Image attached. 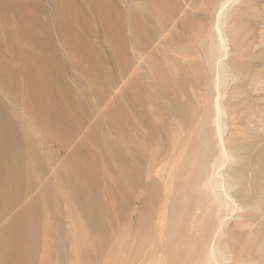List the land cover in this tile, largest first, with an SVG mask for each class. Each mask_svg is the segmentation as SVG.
Here are the masks:
<instances>
[{
  "label": "rangeland",
  "instance_id": "374dc122",
  "mask_svg": "<svg viewBox=\"0 0 264 264\" xmlns=\"http://www.w3.org/2000/svg\"><path fill=\"white\" fill-rule=\"evenodd\" d=\"M263 109L264 0H0L1 264H264Z\"/></svg>",
  "mask_w": 264,
  "mask_h": 264
},
{
  "label": "bare ground",
  "instance_id": "6f19581e",
  "mask_svg": "<svg viewBox=\"0 0 264 264\" xmlns=\"http://www.w3.org/2000/svg\"><path fill=\"white\" fill-rule=\"evenodd\" d=\"M223 14V13H222ZM251 15H253V17L254 18H258L259 17V14L258 13H255V12H251L250 13ZM219 19L221 18V16H219L218 17ZM218 19V20H219ZM220 23V22H219ZM219 26V29L218 30H220L221 28V24L220 25H218ZM223 30V29H222ZM219 32V31H218ZM222 32V31H221ZM223 41V40H222ZM221 43V46H225V44H223V42H220ZM226 50H227V47L225 48ZM223 51H225L224 49H222ZM225 53V52H224ZM221 56H222V54H221ZM213 59V58H212ZM225 59V58H224ZM220 63V62H219ZM219 73H220V75H221V77H222V80H223V82H224V85H227V86H229V81H230V77H229V75H228V68H227V66L226 65H224L223 63H220L219 64ZM258 76H254V81H252V82H255V83H257L258 81H260L261 80V77H259V76H261V74L260 73H258L257 74ZM238 79H243V77L242 76H238L237 77ZM251 82V75H247V82H245V80H244V84H243V87H247L248 89L247 90H254L253 89V83H250ZM223 85V86H224ZM254 91H258V90H254ZM239 93V92H238ZM235 94H237V91H236V93ZM261 96V95H260ZM255 102V103H254ZM258 103H256V101H254L253 100V98L252 99H246L244 102H243V106H244V109L245 108H249V110L248 111H250V110H252L256 105H257ZM221 110V109H220ZM263 112H264V109L262 110ZM262 119V122L264 121L263 119V117L261 118ZM221 129V133H223L224 132V130H223V125H222V128H220ZM246 130H248V131H256V128H254V127H252V128H248V129H246ZM223 135V134H222ZM224 139V138H223ZM237 146L238 145H234V146H232V147H230V151H237ZM231 156V155H230ZM232 157V156H231ZM227 159H228V153H227V151H223L222 153H220L219 155H218V157L215 159V161H214V164H213V173H215V172H218V174H219V177L217 178V177H215V176H212L209 180H207L206 181V183H205V188L203 187V190H205V193L207 194L206 196H207V199H208V201H209V203L211 204V205H214L215 203L216 204H220V205H225V204H227V199L225 198V197H223L222 195H221V191H220V189L219 188H221L222 190H224L225 192H228L229 191V187L227 186V180H231V181H233V183H234V185H235V187L237 186L238 188H241V187H243V186H245V184H246V172H245V166H246V164H242L241 166H239L237 169H235V170H237V171H235V170H233V169H227L226 171H224V172H221L220 170H218L217 168L219 167V166H223V165H225L226 163H227ZM229 159H230V157H229ZM228 159V160H229ZM255 159L257 160V162H263L264 163V150L263 151H261L260 153H258L256 156H255ZM239 160H240V158H239ZM217 174V175H218ZM203 190H202V192H203ZM204 193V192H203ZM237 208V207H236ZM235 209V208H234ZM235 211V210H234ZM225 223V222H224ZM222 229V228H221ZM221 231V230H220ZM249 240V239H248ZM213 250H215V249H213ZM214 252V251H213ZM214 254V253H213ZM216 254V253H215ZM214 254V255H215ZM241 254V256L243 257V259L249 254V256H251L250 255V253L249 252H247V251H244V252H241L240 253ZM217 257V258H216ZM214 258H216V260L219 258V256H215ZM219 260V259H218ZM3 262V260L2 261H0V264Z\"/></svg>",
  "mask_w": 264,
  "mask_h": 264
}]
</instances>
